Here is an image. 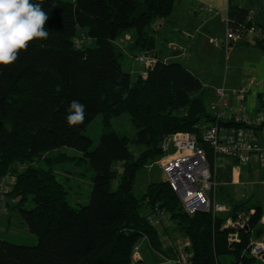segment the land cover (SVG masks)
Returning <instances> with one entry per match:
<instances>
[{
	"label": "trees",
	"instance_id": "16d2710c",
	"mask_svg": "<svg viewBox=\"0 0 264 264\" xmlns=\"http://www.w3.org/2000/svg\"><path fill=\"white\" fill-rule=\"evenodd\" d=\"M179 1L32 0L49 14V36L31 42L14 64L0 65V179L15 171L9 201L19 202L9 203L7 220L17 213L37 244L0 239V264H131L139 243L141 252L147 248L153 264H160L176 259L177 240L185 238L193 264H264L251 253L253 242H264L262 206L241 202L228 213L191 216L168 182L153 183L142 194L134 191L139 171L164 156V138L181 132L200 136L195 127L214 120L203 82L180 62L158 59L156 23L171 16ZM250 14L229 1L231 27L255 26ZM127 34L130 41L123 43ZM238 43L264 52V39ZM135 51L157 59L146 79L133 80L123 68L122 57ZM73 100L85 106L84 122L77 126L66 119ZM124 114L136 130L134 138L112 129ZM99 116L104 126L95 144L84 132ZM200 141L214 176L213 150ZM65 148L78 155L61 153ZM71 161L94 173L87 205L72 206L55 173ZM160 212L171 230L148 220ZM242 212L248 230L227 226Z\"/></svg>",
	"mask_w": 264,
	"mask_h": 264
},
{
	"label": "built area",
	"instance_id": "2783aa9c",
	"mask_svg": "<svg viewBox=\"0 0 264 264\" xmlns=\"http://www.w3.org/2000/svg\"><path fill=\"white\" fill-rule=\"evenodd\" d=\"M253 20L252 13L249 21ZM226 36L215 39L213 44L224 50L225 62L228 64L232 46L240 41H248L252 37L261 38L260 31L252 26L249 29L231 27L227 13ZM130 41L127 36L123 43ZM182 55H185L184 53ZM143 72L141 77L148 78L149 72L157 63L156 57L150 52H142L136 57ZM247 89H233L225 85L215 91L216 99L209 105L213 122L199 124L195 127L200 132L176 133L163 139L161 149L164 156L157 162L166 175L167 182L179 196L185 211L193 216L197 212H213L214 214L228 213L229 208L217 203L210 195L218 188V181L212 175L207 153L200 139L213 150L216 163L226 159H236L240 166H252L264 170V114L249 113L244 106ZM235 100V106L231 102ZM22 170V167L18 169ZM16 173L10 170L0 179V215L9 217V203L16 205L18 198L9 201V195L14 189ZM254 211H251L253 214ZM5 218V217H4ZM154 226H161L167 221L165 213L160 212L148 216ZM248 216L245 212L239 214L236 221H229L227 226L232 228L247 226ZM226 226V227H227ZM146 241V238L143 241ZM235 240V239H234ZM178 254L175 260H167L174 264H193L194 254L189 251V239L177 240ZM142 243L134 247L131 264H149L141 256ZM251 253L264 262V242L252 243Z\"/></svg>",
	"mask_w": 264,
	"mask_h": 264
},
{
	"label": "crops",
	"instance_id": "0c3cea01",
	"mask_svg": "<svg viewBox=\"0 0 264 264\" xmlns=\"http://www.w3.org/2000/svg\"><path fill=\"white\" fill-rule=\"evenodd\" d=\"M184 1L188 2L184 8L186 16L182 17L178 38L174 39L173 43L178 44L180 49L184 48L182 50L185 55H182L181 52L167 51L158 59L176 62L185 58L188 52L206 55L213 50L210 57L212 60H216V65L224 67L225 77L220 83L210 86L212 90L210 104L216 99V89L223 85L233 89L246 88L247 95L244 106L247 111L251 114H264V52L257 49L252 43H237L232 46L229 61L226 64L225 52L213 44L215 39H223L226 36V20L230 0H180L178 3L181 4ZM234 1L252 13L253 22L261 32V39H264V0ZM127 36L130 37L128 34L125 37ZM203 85L205 90L209 87L204 83ZM235 104L236 101L233 100L231 105L235 106ZM256 171L259 174L258 180L260 179L257 183L263 182L264 170L257 167L240 166L236 159H226L221 163H216L214 176L217 178L218 188L210 196L215 200L218 197L219 202L217 203L225 205L229 209L230 204L241 202L251 201L253 204L260 205L258 201H254L257 195V191H253L257 184L254 179ZM168 227L172 228V223L169 222ZM164 235L162 241L169 245L171 242L168 244L166 242L168 236ZM141 256L149 264H153L155 260L154 255L147 251V248L141 252ZM160 264L174 263L163 262Z\"/></svg>",
	"mask_w": 264,
	"mask_h": 264
},
{
	"label": "rangeland",
	"instance_id": "374dc122",
	"mask_svg": "<svg viewBox=\"0 0 264 264\" xmlns=\"http://www.w3.org/2000/svg\"><path fill=\"white\" fill-rule=\"evenodd\" d=\"M187 4V1H184L181 4L178 3L175 7L174 13L171 16L161 19L156 23L158 31L156 34L157 48L160 49L161 55L167 51H172V53L173 51L178 53L181 52L182 54L184 53V51L182 50L184 48L180 49L178 44L173 43V40L178 38L179 29H181L180 24L182 21V17L185 15L184 8ZM212 51L210 53H212ZM210 53H207L206 55H197L194 52H188L185 58H181L176 61L184 65L187 69L193 72L204 84L209 86L205 90V100L207 105L210 104L211 100L210 96L212 90L210 86L216 83H220L221 80L225 77L224 67L222 68V66L216 65V60L214 61L211 59ZM137 55L138 52L136 51L133 53L130 52L129 54L123 56L121 59L124 70L128 73H131L133 80H135L139 75H141V72H143V67L135 60V57ZM112 123V129L114 131L120 132L122 135L128 136L130 138H134L136 136V130L133 127L128 114H124L118 119L113 120ZM103 126V118L99 116L87 127L84 135L91 138L95 142V144H97L103 132ZM130 149L133 154L136 153L137 148L134 145L131 144ZM60 152L66 155H78L74 151L66 148L62 149ZM157 162H155V164L149 166L148 168L139 171L136 177L134 188V191L137 194L146 192L148 186L153 183L167 182L166 175L164 174L162 168L157 164ZM55 173L58 175V179L66 184L69 192L68 202L72 206L78 207L87 205L89 203L92 192V178L94 176V173L88 166H83L76 161H71L59 164L55 168ZM254 174H256V176H254V179H256L255 183H257L260 180H258L259 174L257 171ZM253 191H257V195L255 196L254 201H258L264 209V179L263 182L256 184ZM215 201L219 202V198L216 197ZM2 217L0 215V239L8 240L15 244H37L36 238H34L27 230L26 226L22 224V220L21 218H19L17 213L12 215L11 220H7L9 218H6V216ZM168 223L169 221L164 222V227L166 230L171 229L169 227L167 228ZM166 242L169 244L170 239L167 238Z\"/></svg>",
	"mask_w": 264,
	"mask_h": 264
},
{
	"label": "clouds",
	"instance_id": "9594fccd",
	"mask_svg": "<svg viewBox=\"0 0 264 264\" xmlns=\"http://www.w3.org/2000/svg\"><path fill=\"white\" fill-rule=\"evenodd\" d=\"M49 14L40 3L32 0H0V65L14 64L20 52L34 40L47 39ZM85 106L73 100L69 105L67 123L77 126L84 122Z\"/></svg>",
	"mask_w": 264,
	"mask_h": 264
},
{
	"label": "water",
	"instance_id": "95a60500",
	"mask_svg": "<svg viewBox=\"0 0 264 264\" xmlns=\"http://www.w3.org/2000/svg\"><path fill=\"white\" fill-rule=\"evenodd\" d=\"M235 229H237L238 231H239V230H241V228H240V227H236ZM244 229L248 230V227H247V226H245V227H244Z\"/></svg>",
	"mask_w": 264,
	"mask_h": 264
}]
</instances>
